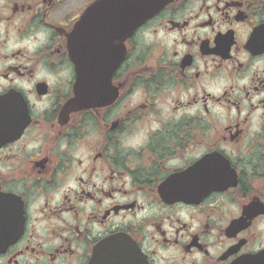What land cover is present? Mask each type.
<instances>
[{
  "label": "flooded vegetation",
  "instance_id": "obj_1",
  "mask_svg": "<svg viewBox=\"0 0 264 264\" xmlns=\"http://www.w3.org/2000/svg\"><path fill=\"white\" fill-rule=\"evenodd\" d=\"M0 264H264V0H0Z\"/></svg>",
  "mask_w": 264,
  "mask_h": 264
},
{
  "label": "water",
  "instance_id": "obj_2",
  "mask_svg": "<svg viewBox=\"0 0 264 264\" xmlns=\"http://www.w3.org/2000/svg\"><path fill=\"white\" fill-rule=\"evenodd\" d=\"M136 17H137V20H138V17H139V16L137 15ZM77 64L80 65V57H78ZM79 89H80V83H79V81H78V83H77V90H78V93H79V91H80ZM98 256H99V249L96 251L95 262H96Z\"/></svg>",
  "mask_w": 264,
  "mask_h": 264
}]
</instances>
